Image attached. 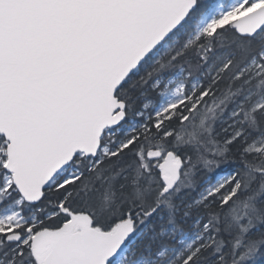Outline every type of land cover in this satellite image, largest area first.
Instances as JSON below:
<instances>
[{"label":"snow or ice","instance_id":"snow-or-ice-1","mask_svg":"<svg viewBox=\"0 0 264 264\" xmlns=\"http://www.w3.org/2000/svg\"><path fill=\"white\" fill-rule=\"evenodd\" d=\"M0 264H264V0H0Z\"/></svg>","mask_w":264,"mask_h":264}]
</instances>
